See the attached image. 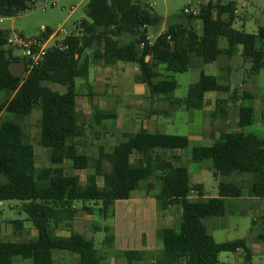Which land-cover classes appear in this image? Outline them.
I'll return each mask as SVG.
<instances>
[{
	"label": "trees",
	"instance_id": "1",
	"mask_svg": "<svg viewBox=\"0 0 264 264\" xmlns=\"http://www.w3.org/2000/svg\"><path fill=\"white\" fill-rule=\"evenodd\" d=\"M31 4L32 0H0V17L18 16L31 9ZM236 10L231 0L201 3L198 14H185L187 24H168L149 43L148 28L157 27L162 19L148 5L134 0H88L84 9L87 19L79 21L71 35L49 47L43 60L30 70L22 57L12 55L6 44L9 36L0 29V201L21 202L25 220L37 230V238L32 241L0 240V264H13L14 258L30 264H54V251L77 255L78 264H100L102 256L93 239L72 231L73 221L79 212L112 218L114 201L131 198L144 184L150 194L152 185L148 180L152 177L160 187L154 195L159 206L180 207L179 228L157 230L162 248L156 255L146 250L122 251L127 263L154 258L155 264H219L220 253L239 249L250 261L251 251L245 239L216 242L203 221L223 216L226 200L240 197L244 190L249 197L264 199V137L220 131L212 145L191 148L193 161L212 163L214 177L250 176L246 186L219 182L217 196L210 198L202 197L201 185L190 183L187 167L173 166L166 155L154 153L155 149L187 148V136L141 130L108 152L100 148L93 158L79 152L74 140L79 134L75 80L87 81L91 65L136 64L139 74L135 81L145 84L151 95L168 97L171 109L183 105L186 109L200 110L207 92L230 91L216 76L201 72L198 80L189 85L184 99H173L177 82L168 73L187 71L195 64L194 58L206 64L221 55L231 59L238 53L243 62L250 63L248 74H258L264 68V25H258L253 33L235 28ZM194 20L201 21V34L193 28ZM51 34L46 29L40 38L46 40ZM221 38L226 39L224 48L219 46ZM57 45L65 49L60 50ZM17 61L24 64L23 76L10 69ZM48 83L64 90H54ZM237 96L233 90L228 99L235 101ZM241 97L249 99L251 94L243 92ZM223 102L226 99L216 100V111L220 114L224 113L220 107ZM35 108L40 113L38 145L46 151L50 164L46 167L35 165L34 146L23 125ZM92 108L97 123L114 117L95 105ZM253 121L254 108L241 106L238 126ZM69 139L71 143H67ZM132 154L141 158L136 166L130 163ZM66 160L71 161L75 170H91L84 184L74 173L54 167ZM103 162L107 163L105 169ZM97 177L102 178L101 186ZM193 194L196 197H191ZM77 202H82V206L77 207ZM61 227L69 231L68 237L54 234ZM92 229L101 228L92 225ZM102 229L109 231L106 226ZM105 239L111 242L113 238L107 235Z\"/></svg>",
	"mask_w": 264,
	"mask_h": 264
},
{
	"label": "rangeland",
	"instance_id": "2",
	"mask_svg": "<svg viewBox=\"0 0 264 264\" xmlns=\"http://www.w3.org/2000/svg\"><path fill=\"white\" fill-rule=\"evenodd\" d=\"M88 0H56L55 4L51 6L44 0H36L34 7L19 14L15 17L4 18L0 17V29L5 31L8 36H14L15 34L23 35L24 37H40L42 32L41 26L52 31H56L59 28H64L70 34L72 33L76 25L82 19H87L84 13V9ZM140 4H146L150 9L161 17V23L157 27L148 28V36L151 39H155L163 28L168 24L184 22L188 23L186 15L183 13L185 7L192 9H198L199 5L204 0H134ZM235 2L237 12L233 22V26L237 29H243L246 32H256L257 26L264 25V0H231ZM44 8V9H43ZM243 16V20L241 17ZM240 17V18H239ZM237 19V20H236ZM236 20V21H235ZM241 22V23H240ZM193 28L198 34L202 32V23L200 20H194L192 22ZM66 37L64 34H54L48 45H55L56 42L63 40ZM219 46L221 48L226 47V39L221 38L219 40ZM12 55L14 57L21 58L22 50L18 48H11ZM240 55L237 53L231 58L226 60L223 56H219L217 60L212 63H202L200 59L194 58V65L187 71L182 73H168L177 82V88L171 95L173 99H183L187 95L188 87L190 84L196 82L201 72L214 75L218 78L219 82L223 84L228 83L230 89L236 88L237 100L231 101L228 99L229 93L227 92H207L205 94V102L210 100L211 112L215 111V104L212 105L211 100H215L217 97L226 99V103L221 106L225 110V114L217 112L215 118L211 117L209 113L210 126L209 130L219 133L220 131H233L238 129V111L239 105L252 106L255 108L254 121L250 125L239 127V131L244 134H254L259 138L264 137V68L260 70L258 74L247 75L250 68L249 62H242ZM17 66V65H15ZM14 64H11L13 69ZM228 66V67H227ZM15 74L23 76L24 70L22 66L20 68L13 69ZM85 81L77 78L75 80L76 91L79 93L77 98V109L80 113V120L84 126L85 136L82 139V143L87 147L90 154L96 153V147L99 142L101 134L104 138H107L110 125L108 122L104 123V127L93 121L90 117L91 109L89 107L88 99L86 98V88L84 87ZM48 85L57 91L62 92L63 87L48 83ZM242 91H246L253 95V101H244L241 94ZM232 92V91H231ZM2 94L0 93V98ZM140 100V99H138ZM166 99L159 100L156 103L158 107L166 106ZM166 108V107H165ZM206 108V107H205ZM142 114L145 113V109H138ZM205 110H191L187 111L184 107L175 109L170 117L159 116L157 119V130L167 134L186 135L191 140V144L185 149L173 150L171 154L179 155L182 158L183 164H186L190 172L193 171L194 166L197 164H187L190 161V151L192 146L209 145L218 138V135L209 141L207 138H202L200 134H203L205 128L204 118L202 113ZM40 113L35 108L30 116L24 121L23 125L26 127V133L28 140L32 143L36 154V164L41 167L47 164V153L38 145V119ZM111 137L113 135H110ZM111 144L105 145L106 151H110L114 140ZM119 142V141H118ZM118 144V143H117ZM110 145V146H109ZM176 151V152H175ZM163 152V151H162ZM170 153L169 151H167ZM165 155V154H164ZM197 163V161H194ZM199 163V162H198ZM204 166L210 165L209 161L202 162ZM62 169L65 173H78L81 182H84L85 176L88 173L85 171L72 170L71 164L65 162L62 165ZM243 186H246L250 181L249 175H236ZM213 181V178H209ZM101 180L99 179V182ZM153 186H158L156 179L152 177L150 179ZM230 181V180H229ZM208 193L211 189L208 188ZM78 207L82 206V202L76 203ZM10 206H14L11 208ZM181 215V209L178 206ZM26 218L25 212L21 208V203L16 200H2L0 201V222L1 221H15L23 220ZM253 219H256L252 222ZM212 219H204V223L207 226L209 233L212 235L216 242H225L234 240L237 238H244L247 246L252 253V260L249 263L245 257L244 252H222L218 256L219 264H264V251L259 252V245H263L264 249V215L259 218L255 211L248 209H240L238 204L234 201H226V213L222 218H215L217 225L213 229L209 228ZM25 226L31 225L30 222H24ZM74 228L89 239H93L95 248L99 254H108L115 252L113 247L107 246L105 237L107 235H113L115 229V222L113 218H104L98 213L94 215H88L80 212L73 224ZM92 225L99 226L101 229L97 231L92 230ZM108 227L109 231L105 232L102 228ZM137 228V226H136ZM64 229V228H63ZM74 230V229H72ZM138 229L131 230L132 234H137ZM178 231V228L174 229ZM56 232H59L58 230ZM8 240V239H0ZM16 241V240H13ZM118 252V251H116ZM257 252V253H256ZM108 258H114L113 256H107ZM53 259L55 264H78L77 255H73L68 251H54ZM18 259H13V264L18 263ZM113 261H119L114 259ZM118 263V262H117Z\"/></svg>",
	"mask_w": 264,
	"mask_h": 264
},
{
	"label": "crops",
	"instance_id": "3",
	"mask_svg": "<svg viewBox=\"0 0 264 264\" xmlns=\"http://www.w3.org/2000/svg\"><path fill=\"white\" fill-rule=\"evenodd\" d=\"M241 18L243 20L244 17L242 16ZM165 29L166 27L163 28L159 34H161ZM75 31H76V28L73 32ZM51 37H49L48 42ZM222 56L226 60H231V59H228L224 55H221V57ZM241 61L243 62V60ZM12 64H14V66L17 65L13 69L20 68V66H22L24 70L23 62L17 61ZM10 69L13 72L11 65H10ZM138 74H139V68L136 64L119 63L116 66H103L101 64H94L90 66L88 78L84 84V87L86 88L85 96L88 99L89 107L91 109L90 117L93 121H95V116H94L92 105H95L101 111H104L106 113H112L114 117L110 119L101 120L99 122L100 125H102V127H104L103 126L104 123L108 122L110 125V130L108 131L107 138H104L105 136L103 137V134H101L100 138H98L99 142L96 147V153L93 155L90 154L87 147H85L82 143V139L85 136V130L80 120V113L77 109V98L79 96V93L77 92L76 110L79 115V129H78L79 134H78V137H76L74 140L78 144L79 152L84 153L88 157L93 158L97 156L98 150L100 148H102L105 152H108L106 151L104 146L107 144H111L112 139L114 140V144L112 145L111 149L115 145H117V143L125 142L129 140V138L132 135H134L135 133L141 130H146L148 132H159L157 130L158 117L159 116L170 117L175 111V109L179 108L177 107V108L171 109L169 102H168L169 100L168 97L151 95L149 92V88L145 84L135 81V76ZM163 74L165 75V73ZM23 75H25V73H23ZM247 75H251V74L247 73ZM220 83L223 84L222 82ZM224 85H227L230 89V86L228 83H225ZM233 90L236 91V88H233L232 90L230 89L229 92L231 93V91ZM243 92H246V91H242V93ZM253 98H254L253 95H251V98L249 99H246V98H242V99H244V101H253L254 100ZM162 99L167 100L166 106H165L166 108L156 106V103ZM217 99H222V98L217 97L215 100H211L212 105L215 104V111L213 110L211 112V106L209 104L210 100H208V102H205V95H204L205 104H204V107L200 109L201 111L205 110L202 113V116L204 118L205 128L203 129V134L202 135L200 134V136L202 138L204 137L207 138L209 141H212L213 138L219 134V133L209 130L210 119L208 117L210 112H211L210 115L214 114L213 118L216 117L217 115L216 100ZM223 104L224 102L220 105V107ZM241 106H244V105H241ZM241 106L239 105V108ZM180 107H184V106L182 105ZM141 108L145 109L144 114H142V112L138 110ZM184 109L187 111L196 110V109H186L185 107ZM34 110L35 109H33V111ZM165 111H169L170 113L165 114ZM224 114H225V110H224L223 115ZM254 116H255V108H254ZM239 130L240 129L238 126V129L233 130V132L239 131ZM164 134H167V133H164ZM110 135H113V136L111 137ZM175 135H178V134H175ZM217 139H215L214 142ZM188 140H189V145H190L191 144L190 138H188ZM71 141L72 139H69L67 143H71ZM212 144L199 145V146H210ZM173 150H179V149H167V150L155 149L154 153L165 154L166 158L169 160V162L173 166L183 165L187 167L186 164H183L182 158L179 155L171 154V151ZM167 151H169L170 153H168ZM34 154H35V149H34ZM140 160L141 158L138 154H132L130 156V163L134 166L138 165L140 163ZM189 160L190 161L186 162L187 164L188 163L197 164L196 167L194 166L192 172H190V170L187 168L188 173H189L190 183L192 185L199 184L202 186V189H203L202 197L203 198L216 197L217 196V185L219 182H232L237 185L242 184V182H240L239 179L237 178L236 174H233L227 177H223V176L214 177L212 163L209 161L210 165L208 166H204L203 164L205 163H202V162L195 163L191 159V151H190ZM65 162H69L72 167V163L69 160L64 161L61 165H54V167L62 168V165ZM203 162H206V161H203ZM35 165L37 166L36 154H35ZM49 165H50L49 162H47V164L41 167H46ZM103 167L104 169L107 167L106 162H103ZM72 170H75V169L72 168ZM75 171H84V170H75ZM87 172H88L87 174H89L91 170L88 169ZM73 173L78 176L79 182L81 184H84L86 182L87 174L85 176L84 182H81V179L78 173L76 172H73ZM210 177L213 178V181L209 179ZM99 179L101 180L100 182H99ZM150 179L148 180V183H151L152 185V182L150 181ZM97 184L99 186L102 185L101 177H97ZM208 188L211 189V192L214 191V193L209 194ZM159 189H160L159 185L158 186L152 185V190L150 194H147L146 184H144L141 186L140 189L133 192V195L131 196V198L126 199V200L114 201L112 218L114 219V222H115V229L112 235L113 239L111 242H107V246H109V248L113 247L115 249V252L108 254L109 253L108 251L107 254H103V255L100 254L102 256V260L100 264H155L154 258H147L143 261L127 263L121 256V252L124 250H146V251H152L156 255L162 248L161 241L156 236L157 230L162 229V228H172V229H176V227L179 228L180 210L178 209V205L168 206L167 208H161L159 206L158 200L155 199L154 197V195L159 192ZM191 197H196V195L193 194L191 195ZM228 200L236 202L240 209L246 208L248 209V211L249 210L255 211L259 218H261L264 215V199L249 197L246 195L245 190L243 191L240 197L228 198L226 201ZM76 206L78 207L77 204ZM10 207L14 208V206H10ZM21 208L23 210L22 203H21ZM225 213H226V210H225ZM224 216L225 214L221 217H209L212 219L211 224L209 225V228L213 229L214 227H216L217 223L216 221H214L215 218H222ZM25 219L19 220L17 223L14 221H7V220L1 221L0 222V239L4 238V239L11 240V241L16 240L14 242L35 240L37 238V230L31 227L30 225L25 226L24 222H28ZM255 220L256 219H253L252 222H254ZM74 223H75V220L72 223L71 229H74L72 231L82 234L83 232H80L74 228V225H73ZM135 229H138L137 234H132L131 230H135ZM57 230L59 232H56ZM207 231L209 232L208 228H207ZM54 234L57 236H61V237H68L70 233L67 229H63L61 227V228L56 229L54 231ZM259 249L260 250L258 253L260 252L263 253L264 251L263 245H259ZM240 251L241 250L239 249V250H236L235 252L238 253ZM105 255L113 256L114 258L110 259L106 257ZM17 259L19 260L17 264H30V262L27 260H22L19 258ZM114 259L119 260V261L115 262L113 261ZM251 260H252V253H251L250 261L248 262L250 263Z\"/></svg>",
	"mask_w": 264,
	"mask_h": 264
},
{
	"label": "built area",
	"instance_id": "4",
	"mask_svg": "<svg viewBox=\"0 0 264 264\" xmlns=\"http://www.w3.org/2000/svg\"><path fill=\"white\" fill-rule=\"evenodd\" d=\"M36 0H32L31 6L34 7V3ZM45 2L49 3L53 6L56 0H44ZM218 0H204L202 3H216ZM44 9V8H43ZM184 14H198V9H192L190 7H185L183 9ZM236 13V12H235ZM46 28L41 26L40 31L43 33L45 32ZM54 34H64L66 36L71 35L72 33H68L66 29L59 28L54 31L49 37L53 36ZM43 40L40 37H24L23 35L15 34L14 36H9L6 40L7 46L11 48H18L22 50V58L25 61V67L27 70H30L32 67L37 66L44 58L46 50L51 47L48 45V39ZM147 40L149 43H152L153 40L148 36ZM60 50H64L65 46L57 45Z\"/></svg>",
	"mask_w": 264,
	"mask_h": 264
}]
</instances>
